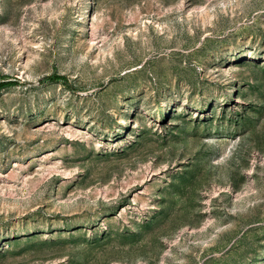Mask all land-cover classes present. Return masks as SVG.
I'll return each mask as SVG.
<instances>
[{
  "label": "rangeland",
  "instance_id": "rangeland-1",
  "mask_svg": "<svg viewBox=\"0 0 264 264\" xmlns=\"http://www.w3.org/2000/svg\"><path fill=\"white\" fill-rule=\"evenodd\" d=\"M6 80L0 264H264V0H0Z\"/></svg>",
  "mask_w": 264,
  "mask_h": 264
},
{
  "label": "trees",
  "instance_id": "trees-1",
  "mask_svg": "<svg viewBox=\"0 0 264 264\" xmlns=\"http://www.w3.org/2000/svg\"><path fill=\"white\" fill-rule=\"evenodd\" d=\"M46 78L49 79V80H58V79H64L65 80L66 76L63 75V74L53 73L51 75H48ZM8 82H11V81H8V80L1 81L0 82V87L8 84Z\"/></svg>",
  "mask_w": 264,
  "mask_h": 264
}]
</instances>
